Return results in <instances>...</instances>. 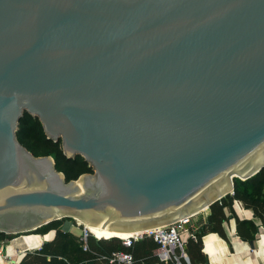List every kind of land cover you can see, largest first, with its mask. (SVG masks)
Wrapping results in <instances>:
<instances>
[{
  "label": "water",
  "instance_id": "obj_1",
  "mask_svg": "<svg viewBox=\"0 0 264 264\" xmlns=\"http://www.w3.org/2000/svg\"><path fill=\"white\" fill-rule=\"evenodd\" d=\"M25 112L94 177L23 146ZM262 167L264 0H0V233L163 226Z\"/></svg>",
  "mask_w": 264,
  "mask_h": 264
},
{
  "label": "trees",
  "instance_id": "obj_2",
  "mask_svg": "<svg viewBox=\"0 0 264 264\" xmlns=\"http://www.w3.org/2000/svg\"><path fill=\"white\" fill-rule=\"evenodd\" d=\"M27 134L32 135V137H29L30 140L25 144L26 148L37 156L51 155L55 160L57 170L63 172L66 180L76 179L80 174L92 171L82 156L66 157L60 141L54 142L48 139L39 119L25 112L19 121L18 140H22V137ZM235 199L241 201L246 208H250L264 225V167L246 179H234L233 192L215 201L207 209L209 214L207 222L203 225V231H218L222 234V222L227 216L225 208L229 207L232 211V203ZM237 229L243 238L248 239L253 238L256 232V226L251 220L237 219ZM35 230V232L45 234L43 237H49L39 247L24 249V253L18 257L16 264H122L117 260L111 261L113 253L119 250L132 254L133 262L131 264H151L154 262L164 264L163 261L158 260L157 255L153 252L158 247V243L152 237H144L127 247L122 244L118 237H109L108 239L89 232L97 239L88 235V248L84 249L82 237L60 228V220L58 219ZM4 234L0 233V239L4 238ZM200 236L199 232L197 240L190 239L188 242L199 243ZM16 240V238L12 240L13 248L16 245L14 243ZM17 242L20 241L17 240ZM168 262V264H174L172 261Z\"/></svg>",
  "mask_w": 264,
  "mask_h": 264
},
{
  "label": "crops",
  "instance_id": "obj_3",
  "mask_svg": "<svg viewBox=\"0 0 264 264\" xmlns=\"http://www.w3.org/2000/svg\"><path fill=\"white\" fill-rule=\"evenodd\" d=\"M233 211V212H232ZM232 211L225 208L226 218L222 222V234L218 231H203V225L207 222V217L199 213L193 217L194 224L199 226L200 242L187 241L186 251L190 259L189 264H264V225L261 219L254 215L250 208H246L239 200H233ZM207 216L209 211L206 210ZM237 219L251 220L256 226L253 238H243L237 229ZM45 234L38 237L33 236L26 240L32 245L25 244L26 240L17 242L14 247L24 249L39 247ZM52 236V235H51ZM14 237H12L13 239ZM39 240V241H38ZM34 242V243H33ZM13 242L11 241V247ZM156 249L153 250L156 254ZM169 262H164L168 264ZM150 264V263H145ZM151 264H161L154 262ZM175 264V263H174Z\"/></svg>",
  "mask_w": 264,
  "mask_h": 264
},
{
  "label": "built area",
  "instance_id": "obj_4",
  "mask_svg": "<svg viewBox=\"0 0 264 264\" xmlns=\"http://www.w3.org/2000/svg\"><path fill=\"white\" fill-rule=\"evenodd\" d=\"M199 213H203L204 217H207L206 210H200L186 214L170 224L141 230L133 236L120 240L124 246L128 247L144 237H152L158 243L156 255L159 261L189 264L190 259L186 251V243L190 239L197 240L199 226L194 224L193 217ZM81 237L84 241L83 248L87 249L88 234L85 232ZM11 240L12 238L0 239V264H16L18 257L24 253V250L18 247H14L12 251H9L8 245ZM113 260H117L122 264H131L133 256L130 252L119 250L113 253L111 261Z\"/></svg>",
  "mask_w": 264,
  "mask_h": 264
},
{
  "label": "rangeland",
  "instance_id": "obj_5",
  "mask_svg": "<svg viewBox=\"0 0 264 264\" xmlns=\"http://www.w3.org/2000/svg\"><path fill=\"white\" fill-rule=\"evenodd\" d=\"M29 137L31 138L32 135L30 136L29 134H27V135L22 137V140H20V142H21V144L23 146H25V144H27V142L30 140ZM88 173H89V178L92 179L94 177V170H92L91 172H88ZM58 220H60V228H62V229L66 227L67 230H69V231H71V232H73V233H75V234H77L79 236H83V234L86 232L93 239H97L94 236H92L89 232L93 233L94 235H97V234L92 232L90 229H85L84 225L81 224L79 221H77L76 218H73V217H61ZM35 231L36 230H30V231H24V232H20V233H16V234H11V235L10 234H4L3 235L4 236L3 239L7 240L9 238L14 237L16 239H19L18 241H23V240H26V238L30 239V237H33V236H36V235L40 236V234H42V233H38V232H35ZM97 236H99V235H97ZM36 237H38V236H36ZM118 238L121 239L122 237H118ZM101 239H106V238H101Z\"/></svg>",
  "mask_w": 264,
  "mask_h": 264
},
{
  "label": "bare ground",
  "instance_id": "obj_6",
  "mask_svg": "<svg viewBox=\"0 0 264 264\" xmlns=\"http://www.w3.org/2000/svg\"><path fill=\"white\" fill-rule=\"evenodd\" d=\"M77 184L79 186V190L81 191V183L78 180H77ZM207 209L208 208H205V210H207ZM76 220L79 221L81 224H83L85 229H90L91 231L95 232L96 234L100 235L101 237H107V238H109V237H122L121 239H126L130 236H133L136 232L141 231L140 229H130V230L107 229V228H102V227H98L96 225H93V224L87 222L86 219H80V218L76 217ZM25 244L32 245V242L26 240L24 245ZM8 249H9V251L13 250V247H11V241L8 245Z\"/></svg>",
  "mask_w": 264,
  "mask_h": 264
}]
</instances>
